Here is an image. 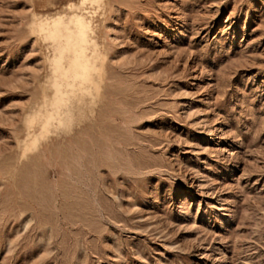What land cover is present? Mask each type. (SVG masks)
Wrapping results in <instances>:
<instances>
[{
	"label": "rangeland",
	"instance_id": "374dc122",
	"mask_svg": "<svg viewBox=\"0 0 264 264\" xmlns=\"http://www.w3.org/2000/svg\"><path fill=\"white\" fill-rule=\"evenodd\" d=\"M0 264H264V0H0Z\"/></svg>",
	"mask_w": 264,
	"mask_h": 264
},
{
	"label": "bare ground",
	"instance_id": "6f19581e",
	"mask_svg": "<svg viewBox=\"0 0 264 264\" xmlns=\"http://www.w3.org/2000/svg\"><path fill=\"white\" fill-rule=\"evenodd\" d=\"M232 203H233V202H232ZM235 206H236V204H235ZM232 207H233V206H232ZM231 210H232V209H231ZM229 211H230V210H229ZM229 211H228V212H229ZM234 211H235V210H234ZM231 213H233V211H232ZM231 213H230V214H231ZM230 216H233V214H232V215H230ZM229 220H231V219H229Z\"/></svg>",
	"mask_w": 264,
	"mask_h": 264
}]
</instances>
